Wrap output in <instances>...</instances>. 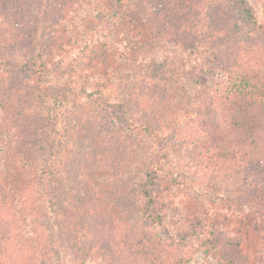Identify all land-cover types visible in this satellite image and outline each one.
<instances>
[{
	"label": "rangeland",
	"instance_id": "rangeland-1",
	"mask_svg": "<svg viewBox=\"0 0 264 264\" xmlns=\"http://www.w3.org/2000/svg\"><path fill=\"white\" fill-rule=\"evenodd\" d=\"M62 1L0 0V264H151L159 258L144 231L172 242L184 264H216L177 237L199 216L264 264V203L250 174L201 165L210 138L198 110L223 122L219 68L254 66L264 34L233 0H184L197 27L186 16L176 33L192 46L139 62L136 42L159 23L161 0ZM248 1L264 21V0ZM64 3L73 12L63 21ZM115 38L132 44L123 51ZM163 149L154 211L168 220L154 228L137 209L139 182ZM16 159L28 174L31 162L45 169L21 193Z\"/></svg>",
	"mask_w": 264,
	"mask_h": 264
},
{
	"label": "trees",
	"instance_id": "trees-1",
	"mask_svg": "<svg viewBox=\"0 0 264 264\" xmlns=\"http://www.w3.org/2000/svg\"><path fill=\"white\" fill-rule=\"evenodd\" d=\"M122 4L124 3H120V6ZM233 5L237 9V13L240 15L245 26L251 27L255 33L262 32L264 34V21L258 19L253 6L250 5L248 0H233ZM155 6L161 9L158 13L159 23L157 25H148V29L141 28L143 42L136 43H141V47L144 49L138 54L137 58L139 62H141V58L146 61L150 58L152 60L155 54V59L158 60V63L160 61L164 63V58H167L169 55L162 54L161 51H167V47L175 49L181 44L192 46L190 40H187V38L184 39L176 33L179 29L182 31V27L179 24L185 21L186 16L189 26L193 27V30L197 27V23L191 21L188 17L191 10H189L187 4H184V0L155 1ZM123 7H126V4L121 8ZM62 9L63 15L61 14L62 17L60 18L64 21L66 16L71 15L73 8L70 3H64ZM115 14H118V12ZM120 22L121 20L118 17L114 24L117 32L121 30L119 28ZM150 22L153 23L156 21L150 20ZM132 29L135 31L138 30L137 27ZM132 29L128 28V31L135 34ZM125 41L126 39L121 41L115 38V43L118 46L120 45L123 51L128 48L127 45L132 44L127 43L123 45ZM138 47H135L133 50H139ZM120 48L117 47V52H119ZM171 52L173 53V51ZM259 52L261 53L260 57L256 54L254 66L251 65L248 67L247 71H242V66L238 64L229 65L223 63L219 68L222 71V84H225L223 90L225 99L222 108V113L225 114V117L222 119L224 123L214 122V119L209 121L208 111L205 112L199 108L198 110L199 115L201 114L205 120V127L202 129V134L210 138V146L207 148V154L201 165L215 173L222 171L224 172L223 174L227 173L228 175H230V172H239L240 175L241 173L243 175L250 174L253 180L251 185L257 188V196H259V200L254 202L259 201L263 205L264 46H260ZM122 55H124L123 52ZM146 129L148 132H154L149 127ZM158 134H161V132L158 131ZM162 151L163 153L161 155L159 154L152 161L145 172L144 178L139 182V192L142 201L139 202L137 209L141 217L147 223L153 225L154 228L163 227L168 220V213L154 211L156 206L154 188L161 178V172L165 168L164 160L167 157V151L165 149ZM15 165L13 179L19 188V193L25 188L24 183L33 181V178L38 174L42 176V172L45 171V169H42V166L38 170L33 169L32 166L34 163L31 162L28 164L31 173L28 174L24 169L23 171L21 170L24 166L19 159H16ZM262 214L263 212L259 210L261 217H263ZM204 218L203 216H199L191 219L193 224L188 226L179 236L177 234V237H183V240L188 242V244L196 246L197 249H202L207 258L215 260L216 264H255L254 260L256 258L252 253L251 245L248 248V246L242 245L241 242H237V238L233 237V234L225 235L218 227H210ZM88 221L87 218L83 217L80 218L77 224L83 226L84 229L88 225H91V222ZM142 236L144 238L141 240V243L145 239L149 240V244L145 243V245H148L154 254H158L159 260L151 264H184V258L176 254L172 242L169 240L162 241L160 238L152 237V235L147 237L148 233L146 231L143 232ZM246 240L248 241V239ZM80 243L83 244V241ZM141 248H143L142 244ZM106 250L108 251V248ZM165 255L167 259L163 260L162 257Z\"/></svg>",
	"mask_w": 264,
	"mask_h": 264
}]
</instances>
